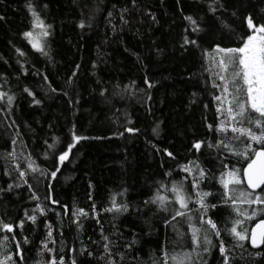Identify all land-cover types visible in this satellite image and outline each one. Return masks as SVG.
<instances>
[{
	"label": "trees",
	"instance_id": "trees-1",
	"mask_svg": "<svg viewBox=\"0 0 264 264\" xmlns=\"http://www.w3.org/2000/svg\"><path fill=\"white\" fill-rule=\"evenodd\" d=\"M31 2L45 22L52 25L46 49L48 56L37 53L23 37L25 31L31 30L32 17L26 7L29 0L0 2V16L4 17L0 20V91L15 96L11 106L7 105L6 99L0 101V188H7L9 183L22 184L19 188L14 186L11 192H0V218L15 224L25 218V212L34 214L33 209L36 208L37 201L31 199L27 185L19 179L16 164L24 170L28 160H34L41 168L51 171L52 153L58 155L66 147L73 125L78 135L101 138L77 144L69 159L60 166L55 180L41 178L37 184L32 174L27 176L40 197L39 202L46 207V215L35 213L38 217L36 224L26 220L22 231L14 227L16 238L21 241L22 264H44L53 255L43 250L42 242L47 232L45 222L52 224L56 241L55 244L49 243L48 247L56 250L57 259L63 256L65 264H71L73 258L77 264L81 261L105 264L99 259L103 255L101 229L119 245L114 251L125 253L123 264H152V259L162 257V248L174 255L191 252L194 246L191 245L188 224L178 217L165 226L164 221L170 216L157 211L155 206L145 207L143 204L160 182L170 186L171 181L182 180L187 174L180 171L179 165L187 164L189 160H197L206 169H211L217 178L205 181L200 187L214 193L206 202L217 203L218 207L210 210L208 215L221 229L220 239L233 258L231 264H264V255L256 257L257 251L251 249L249 241L243 242V248H234L237 242L226 231L233 226L231 221L239 218L244 220L243 227L250 233L264 216L257 215L247 220L237 217L231 206L220 205L223 188L218 178L223 169L218 163L220 157L216 150L202 147L199 152L189 151L191 143L197 139L215 143L219 138V134L206 128V124L212 123L215 127L218 122L213 96L219 92L212 87L215 77L207 70L210 65L202 57L201 50L189 47L185 51L180 47L186 34L184 28L189 26L183 16H193L204 28L198 36L190 29L188 33L190 38L198 39L202 48L210 51L215 42L221 46H236L234 34L224 30L208 11L212 0H180L179 4L177 0H138L141 10L128 16L131 22L122 31L118 9L125 6L127 0ZM97 4L100 11L92 21L93 26L80 29L79 21L86 19ZM112 4L117 5L113 16L117 26L115 35L106 20ZM242 4L253 12L261 6L259 0H242ZM234 7L241 5H230L228 12L217 15L242 32L240 21L230 15ZM145 9L155 14L158 23H152L144 15ZM17 48L25 56L21 57ZM132 53L139 55V61ZM76 65H80L78 70ZM73 71L77 72L75 77L72 76ZM44 76L48 79L44 80ZM145 76L152 82H158L154 88H147ZM69 79L71 83H68ZM216 82L221 83L219 80ZM24 87L34 92L42 103L33 104L32 97L22 91ZM52 88L56 91H51ZM102 88L107 89L104 96L99 94ZM64 92L68 95L65 96ZM148 94L152 97L150 101L147 100ZM69 98L79 100V103L73 107L68 102ZM129 120L133 123L128 124ZM157 125L158 135L152 131ZM126 126L140 131L119 136L118 133L123 132ZM228 135L230 137L232 133ZM45 141L55 144V148L48 149ZM153 144L161 149L167 147L176 159L163 152L157 153ZM12 152L15 156L9 155ZM225 162L229 169L233 165L241 167L244 163H237L236 158L230 155ZM167 171L172 172L171 177L164 174ZM49 183L52 185V197L60 204L44 200ZM189 191L192 190L189 188ZM113 196L117 203L129 204V213L104 211L111 206ZM93 203L99 213V223L92 218ZM60 205L67 206V213ZM238 206L248 209L249 214L257 207ZM79 208L90 214L87 219L80 218L83 229H78L71 219L72 213ZM193 222L199 226L196 220ZM173 225L183 234L182 237L177 235ZM237 230L241 227L237 226ZM4 235L11 238L13 234L0 231V241ZM203 235L201 233V243ZM208 235L214 244H218L210 229ZM24 237L29 241L26 245L22 243ZM133 239L136 240L133 249H126L124 245ZM73 248L75 252L71 251ZM82 248L92 251L94 256L82 255ZM15 251V242H8L6 248L0 247V259ZM260 252L264 253V249ZM203 259L207 264H222L218 248H213L210 255L204 254Z\"/></svg>",
	"mask_w": 264,
	"mask_h": 264
},
{
	"label": "snow or ice",
	"instance_id": "snow-or-ice-1",
	"mask_svg": "<svg viewBox=\"0 0 264 264\" xmlns=\"http://www.w3.org/2000/svg\"><path fill=\"white\" fill-rule=\"evenodd\" d=\"M2 2V0H0ZM180 0H177L179 4ZM103 3V0H100ZM230 5H241L244 11L241 12V7H234L230 15L240 21L243 26V31L238 32L231 24L220 19L217 13H225L229 11ZM258 9L248 11L247 6L242 4V0H212L208 5V11L212 13L213 17L220 22L221 27L234 34V40L236 46H221L219 42H215L209 49H204L198 42L197 38H190L189 29L191 33H199L204 31V28L198 23L197 19H194L191 15L183 16V19L189 22V26L184 28L182 37L181 48L187 49L189 47H195L201 50V55L206 59L210 65L207 69L214 77L212 87L217 89L219 94L213 96V100L216 102V122L215 127L212 123L206 124V128L209 132L219 134V138L215 143L208 140L197 139L191 143L189 151L199 152L202 147H206L209 150L215 149L219 158L218 163L222 167L218 183L223 188V194L220 197V205H229L236 213L237 217H244L247 220H251L257 215L264 216V0H259ZM28 11L31 13V30L25 31L23 37L31 45L37 53L44 56H48L49 52L47 49V42L49 37L52 35V25L47 24L41 15L36 11L35 6L29 0L26 5ZM47 7V5H44ZM112 10L107 11L106 20L107 24L111 27L113 35L117 32V26L113 22L114 11H117V5H111ZM140 9L138 0H127V4L118 9L119 20L121 22L120 31L123 30L124 26L130 24L128 16L131 13L136 12ZM100 11L99 4H97L90 12L86 19H81L78 23L80 29L91 28L93 26L92 21L95 19L96 14ZM144 15L149 17L152 23H158L157 17L154 13L143 10ZM183 11V9H181ZM4 17L0 16V20ZM143 21H141L142 23ZM138 31V30H137ZM17 53L23 57L25 53L19 48L16 49ZM125 51H128L125 48ZM137 60L140 57L136 53ZM6 62V61H5ZM80 65H76L78 70ZM95 68L96 65L94 64ZM27 75V72H24ZM76 71H73L72 76L75 77ZM47 80V76L43 77ZM219 80L221 83H217ZM68 83H71L69 79ZM144 83L148 89H152L158 82L150 81L145 76ZM127 89H125L126 91ZM23 92L27 93L29 97H32V103L40 105L42 101L36 99L35 93L32 92L28 87L22 89ZM51 91L55 92L56 89L52 88ZM107 89L102 88L100 95L104 96ZM67 96V92L63 93ZM196 94L193 93V96ZM6 99L7 105L11 106L15 100L14 95H9L7 92L0 91V101ZM150 94L147 95V100H151ZM69 104L75 106L79 103V100L73 101L69 98ZM195 103V100L192 101ZM207 108V105H204ZM10 110V108H9ZM150 110V109H149ZM14 123V121H13ZM131 120L128 124H132ZM158 128H153V133L158 135ZM140 130L135 127H125L123 132H119L118 135L123 137L125 132L130 134H136ZM232 135L229 137L228 133ZM101 137H88L84 135H78L75 131V125L70 130V139L66 141V147L59 151L57 155L55 152L52 153L53 163L52 170L48 171L41 168L36 164L34 160H28L27 167L24 170H20V165L16 164L15 168L18 171V177L22 180L23 185H27L28 190L31 192V199L37 201L36 208L33 209L32 215L24 213V217L18 222H5L3 218H0V231L5 233H12L11 238L8 235L2 237L0 241V247H7L8 242H15L16 251L9 255H4L3 259H0V264H22L24 256L21 249V241L17 240L14 227L20 229L24 228L25 222L31 221L33 225L36 224L38 219L35 213L40 215H46V207L43 206L39 201L40 197L37 191L33 189V185L29 183L27 176L32 174L33 180L39 184L40 179L55 180L57 173L60 172V166L69 159V154L77 144L81 141L88 139H100ZM58 139V138H56ZM16 143L15 140L12 141ZM47 144L48 149H54L55 144ZM253 145H256L254 147ZM152 147L157 153L163 152L167 157L176 159L172 151H169L167 147L158 148L155 144ZM11 156H15V152L9 153ZM228 155L236 158L237 163L243 161L241 167L235 165L229 169L228 163L225 162ZM48 158V153H45V159ZM181 172L186 173L182 180L171 181L169 184L160 182L154 193L145 201L143 204L145 207L155 206L157 211L167 213L170 219L166 218L164 223L165 226L172 224V221H176L177 218H182L191 229V245L193 249L191 252H184L182 255L170 254L166 248H162V257L152 259V264H207V261L203 259L204 254H211L213 248H218L219 255L222 257V264H231L232 256L229 253L224 241L220 239L221 229L217 223L208 215L209 211L218 207L217 203L206 202L207 198L213 196L214 193L211 191L203 190L200 186L205 182H211L213 179H217L215 174L211 172V169H206L197 160H189L187 164L179 165ZM166 176L171 177L172 172L167 171L164 173ZM191 177V179H189ZM19 188L22 186L20 183H9L7 188H0V192H11L13 187ZM230 186H232L230 188ZM91 188V185H89ZM48 192L44 197V200L50 201L51 204H60V201L54 199L51 194L52 185L47 184ZM189 188L192 191H189ZM259 190V191H257ZM125 191H127L125 189ZM170 194V195H169ZM120 195H123L121 193ZM91 199V194H89ZM190 205H198V207H191ZM238 205H248L251 208L253 205L257 206L253 208L251 214L248 209H242ZM67 213L68 209L66 205H60ZM92 218L96 219L99 223V213L96 212V206L92 204ZM107 213L124 214L129 213L130 206L127 202L117 203L116 197L113 196L111 200V206L104 209ZM139 211V209H137ZM195 213V217L193 216ZM59 215V213H57ZM90 214L83 208L77 209L72 213V222L77 225L78 229H83V222L80 219L89 218ZM196 220L199 224L194 223ZM232 227L226 229V231L234 238L237 242L233 247L243 248L245 241H250L254 248H259L264 245V219H262L254 229L249 230L243 227L244 220L239 218L233 219ZM207 225V228L204 226ZM237 226L241 227V230H237ZM45 228L47 229L45 240L42 242L43 250L53 255L47 259L44 264H65L63 256L57 259L56 250L48 247L49 243L55 244L53 238V226L51 223L45 222ZM173 229L177 232L178 236H183L182 233L176 229L173 225ZM211 230L212 235L218 239V244H214L213 240L209 238L208 231ZM201 233H204L201 243ZM63 236V233H60ZM101 238L103 240V255L99 259L104 260L105 264H123L125 259V253L120 251H114L118 249L119 245L116 242L110 240L109 236L104 235L103 229H101ZM23 244H28L27 237L23 238ZM93 243H96L95 241ZM136 244V240L133 239L130 243H126L124 247L128 250H132ZM63 251V249H61ZM75 252L76 249H71ZM81 254H85L87 257H93L94 253L89 251L87 248H82ZM195 254V259H193ZM264 255L260 251L255 253L256 257ZM135 259V257L133 258ZM71 264H77L75 258L72 259ZM80 264H85L81 261Z\"/></svg>",
	"mask_w": 264,
	"mask_h": 264
},
{
	"label": "water",
	"instance_id": "water-1",
	"mask_svg": "<svg viewBox=\"0 0 264 264\" xmlns=\"http://www.w3.org/2000/svg\"><path fill=\"white\" fill-rule=\"evenodd\" d=\"M257 191H259V190H257ZM259 223V222H258ZM257 223V224H258ZM256 224V225H257ZM256 225L252 228V229H254L255 227H256ZM251 229V230H252ZM249 245H250V247H251V249L253 250V251H260V250H262V249H264V245H261L259 248H254L252 245H251V243H250V241H249Z\"/></svg>",
	"mask_w": 264,
	"mask_h": 264
}]
</instances>
